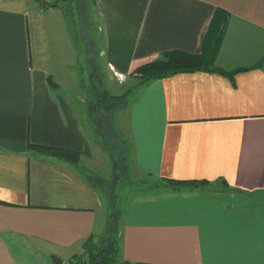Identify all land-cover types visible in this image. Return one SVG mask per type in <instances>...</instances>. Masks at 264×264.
<instances>
[{
  "label": "crops",
  "instance_id": "crops-1",
  "mask_svg": "<svg viewBox=\"0 0 264 264\" xmlns=\"http://www.w3.org/2000/svg\"><path fill=\"white\" fill-rule=\"evenodd\" d=\"M91 2L97 29L85 39L91 50L76 55L67 11L0 0V264L86 260L107 229L112 193L104 186L117 159L105 174L106 135L82 93V54L92 71L136 85L139 67L174 51L203 53L219 26L211 67L135 88L108 114L107 135L122 145L112 153L125 170L218 182L224 192L136 196L120 254L132 264H264V0H86L78 19ZM29 145L77 151L82 169Z\"/></svg>",
  "mask_w": 264,
  "mask_h": 264
},
{
  "label": "trees",
  "instance_id": "trees-1",
  "mask_svg": "<svg viewBox=\"0 0 264 264\" xmlns=\"http://www.w3.org/2000/svg\"><path fill=\"white\" fill-rule=\"evenodd\" d=\"M42 9L49 8H62L68 10L73 14L74 0H33ZM211 31V30H210ZM212 33V34H211ZM209 34V33H208ZM207 34V35H208ZM224 34V27H215L207 37L205 50L201 54H189L180 51L166 53L163 57L155 59L137 69V74L134 77L137 80L135 88L145 85L153 80L164 78L180 72H191L206 67H211L214 62L215 55L220 45L222 36ZM88 89L92 96L88 108L91 114V120L96 128L105 137L109 138V121L108 114L114 112L116 109L124 108L130 101L134 89H127L121 94H114L104 86L103 78L99 71L94 70L89 74ZM52 86V82H50ZM86 86V85H85ZM106 140V139H105ZM29 149L49 159H54L68 163L74 169L81 170V155L79 152L69 149H63L54 146L46 145H29ZM121 166L123 160L119 159L114 161L115 164ZM116 168V167H115ZM116 174V173H115ZM169 188L173 191H179L183 188H195L201 183L208 184L206 180H187L179 181L173 179H163ZM114 194V193H112ZM113 196V195H112ZM117 211L111 208L108 218V225L106 231L100 237V242L95 244L89 251L86 260H73L69 264H132L122 259L121 257V236L117 241L110 240L114 230L111 228L114 222V217ZM54 264H65L63 260L56 256H52ZM134 264H151L146 262H139Z\"/></svg>",
  "mask_w": 264,
  "mask_h": 264
},
{
  "label": "rangeland",
  "instance_id": "rangeland-1",
  "mask_svg": "<svg viewBox=\"0 0 264 264\" xmlns=\"http://www.w3.org/2000/svg\"><path fill=\"white\" fill-rule=\"evenodd\" d=\"M78 2H75V4H77L75 6V4H73L72 6V10L73 12L76 10L77 6L83 5L85 1L83 0H77ZM89 0H87L88 2ZM83 3V4H82ZM89 11L86 14L85 19H83V17H80V19H78L77 14L74 12L73 14H75V17L73 14H71L70 12L67 13L70 16V29H71V37H72V52L76 51V55L79 53V51L84 50L85 46L87 48V50H91V45L92 43H89L88 40L85 41V39H87V36H91V35H95V30L97 29L96 26V17H95V10L93 8V3L91 2V4H89L88 6ZM83 20L86 21L87 26H83ZM84 29V30H83ZM85 29H87V33L85 31ZM84 34H86L85 38H84ZM76 44H74V43ZM75 46L77 47V49H75ZM81 50H80V49ZM98 58V57H97ZM84 59H85V55L82 54L81 56V62H82V79L83 82L86 85V89H83V95L84 97L87 98V100L90 99L92 96L90 95V92L88 91V84H89V72H93L86 64V62L84 63ZM100 62V59H97ZM91 59L90 57H88V65L91 66H95L91 63ZM97 67V66H96ZM97 71H99L101 77L103 78V82L104 85L114 94H121L123 93L125 90L127 89H135V83L131 80V81H127L123 84H119L117 82V79L113 78L112 76H110L109 74H107L104 70H101V68L96 69ZM138 75V74H137ZM73 77H77L75 71L73 70ZM88 89V90H87ZM134 93V92H133ZM121 115V114H119ZM122 116V115H121ZM101 132V131H100ZM99 132V133H100ZM102 134V133H100ZM110 134V133H109ZM91 136L93 135V133L91 132L90 134ZM103 137V135H102ZM92 139H95V135L92 136ZM104 141H103V154H102V166H103V172H105V174L109 173V169H111V157L113 159H119V157L116 155V153H112L114 149H116V151H122L123 147L122 145L119 143V140L117 138H113V137H109L106 139L105 141V137H103ZM110 153V154H109ZM111 156V157H110ZM110 157V158H109ZM113 166V165H112ZM115 175L113 176V174L108 178L109 181L107 184H105L107 188V190L111 193H114L111 195V208L116 212L115 217H114V222L111 225V228L114 230L112 236H109L110 240H118L120 239L121 236V229H122V223H123V219H124V215L126 210L128 209V207H131V200L134 199L136 196L138 195H146V194H153V195H157L160 197H167V195H169L168 193H171V188L166 187L167 184L163 183L164 180L163 179H156V178H149L145 175H141L139 172H137L133 167L130 169H126L125 170V166L122 165L120 167V165H118L117 163L115 164ZM88 170V169H87ZM87 177L89 178V174L87 173V171L85 170ZM108 176V175H107ZM90 180V179H89ZM100 180H96L94 179V182H99ZM101 183V182H99ZM103 186V185H102ZM190 188V187H189ZM195 188H199V189H203L206 190L207 192H209L210 197H214L215 194L217 192H224V186L222 183H201L199 184V186H196ZM193 191V189H186L184 190V192H190ZM167 194V195H166ZM191 198H186L185 201L188 203L189 201H191ZM177 201H180V197L177 196ZM96 241L98 244L99 241V237L96 238ZM83 259V258H82Z\"/></svg>",
  "mask_w": 264,
  "mask_h": 264
}]
</instances>
